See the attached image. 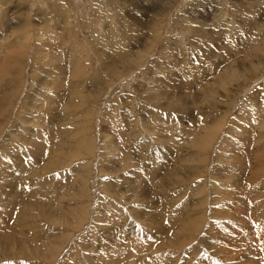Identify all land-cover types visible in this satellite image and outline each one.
Wrapping results in <instances>:
<instances>
[{"label":"rangeland","instance_id":"374dc122","mask_svg":"<svg viewBox=\"0 0 264 264\" xmlns=\"http://www.w3.org/2000/svg\"><path fill=\"white\" fill-rule=\"evenodd\" d=\"M260 115L264 0H0V264H264Z\"/></svg>","mask_w":264,"mask_h":264},{"label":"bare ground","instance_id":"6f19581e","mask_svg":"<svg viewBox=\"0 0 264 264\" xmlns=\"http://www.w3.org/2000/svg\"><path fill=\"white\" fill-rule=\"evenodd\" d=\"M22 3V2H21ZM170 4V3H169ZM134 5H136V3L135 4H133V6ZM163 6V5H162ZM162 6H160V7H158V8H156V9H154V8H152V10L153 11H155V13H153V16H152V18H150L149 20H148V22H147V24L149 25V27H153V28H156V26L158 25V24H160V22H162V18H163V16H164V14H165V12L167 11V9H168V4L166 5V6H164V7H162ZM152 7V6H151ZM153 7H155V6H153ZM219 8H220V6H219ZM18 9V8H17ZM211 9V8H210ZM131 18V15H129V19ZM22 20H23V18H22ZM17 23V22H16ZM25 25H26V23L24 24L23 23V25H22V23H19V28L21 29V30H23L24 28H25ZM22 26V27H21ZM42 26V25H41ZM16 27H18V24L17 25H15L14 27H12V28H14V29H16ZM75 50L73 49L72 51H71V53H73V55L75 56V57H77V58H79L80 59V61H83L84 59L82 58V56H77V55H75V52H74ZM23 53V51H21L20 52V54H22ZM72 55V54H71ZM83 59V60H82ZM18 60V59H17ZM20 60V59H19ZM17 62V61H16ZM78 62V61H77ZM79 64V63H78ZM82 72L83 73H86L87 72V68H82ZM243 74V73H242ZM16 75H18V73L16 72ZM222 79H224V77L222 78ZM70 89L72 90V92L73 93H75V90L77 89L76 87H70ZM77 92V91H76ZM80 93V92H79ZM77 94V95H80V94ZM72 95V94H71ZM68 96V95H67ZM83 100V99H82ZM71 106H76V105H78V103L76 102V99L75 98H71V99H68V101H67ZM226 104V103H225ZM225 111V110H224ZM220 113V116H222L223 114H225V113H223V112H219ZM153 116V115H152ZM155 116V115H154ZM260 119L258 120V124H261L262 122L264 123V116L262 115H260V117H259ZM263 118V119H262ZM85 131V130H84ZM193 131V130H192ZM204 131H206V129L205 130H202V131H200V132H196V134H197V139H203V140H205L206 141V143H208L209 141H210V136L206 133V132H204ZM199 134H200V136H199ZM161 135V134H160ZM158 137V136H157ZM194 137V136H193ZM196 137V136H195ZM258 138L260 139V140H263V135L262 134H259V136H258ZM195 139V138H194ZM32 141V140H31ZM258 141V140H257ZM184 146V145H183ZM186 146V145H185ZM184 146V147H185ZM262 154H263V152H262ZM262 154H259V156H262ZM14 168V167H13ZM36 174V173H35ZM257 176H259V175H255V177H257ZM256 180V179H255ZM201 186L198 188V191L196 192L197 194H201L200 192L203 190V188H201ZM262 189V188H261ZM29 190V189H28ZM263 190V189H262ZM253 192H255V197H259L260 196V194H259V192H257L256 193V191H253ZM233 195V194H232ZM201 196V195H200ZM261 197V196H260ZM256 198V199H257ZM201 202V201H200ZM200 202H198V203H200ZM254 205H256V204H254ZM253 207H255V206H253ZM256 207H257V209H259V206L258 205H256ZM20 210H19V212H18V215H16L17 217H16V219H18V217H21V215H23L24 213H23V211H22V209H24V206H20ZM195 208V207H194ZM194 208L193 209H186V208H184V211L183 212H185V213H188V215L187 216H185L184 215V219H182V220H180L179 221V226L177 227V228H175V229H173L172 231H171V238L169 239V240H166L165 242H164V246L165 247H169V246H175V245H180V247L181 246H184V244H186L187 243V239L190 241V238H191V235L194 233V232H197V230H198V228L200 227V225H201V222L204 220V215L202 214V215H199L200 214V212H193V213H190V212H192V210H194ZM261 209V208H260ZM262 210V209H261ZM190 213V214H189ZM203 213V212H202ZM259 213V212H258ZM123 215V214H122ZM194 216V217H193ZM252 216V215H251ZM118 217V216H117ZM22 218V217H21ZM24 218V217H23ZM60 218V217H59ZM121 218V217H120ZM120 218H118V220L120 219ZM257 218V217H256ZM255 218V219H256ZM13 219V218H12ZM122 219V218H121ZM259 219V218H258ZM242 220V219H241ZM22 221V220H21ZM142 221V220H141ZM23 222V221H22ZM114 222V221H113ZM123 222V221H122ZM20 225V224H19ZM18 224H17V221H16V227H18L19 226ZM23 226V225H22ZM25 226V225H24ZM23 226V227H24ZM16 227H14V229H16ZM26 227V226H25ZM173 227V226H172ZM17 230V229H16ZM15 230V231H16ZM264 231V230H263ZM142 233H144V231L142 232ZM163 233V232H162ZM170 233V232H169ZM188 235L190 236V238L188 237ZM167 236V235H166ZM191 240H192V238H191ZM148 241V240H147ZM189 243V242H188ZM206 243H208V242H206ZM150 243H148V245H149ZM23 246H24V244H23ZM125 247V246H124ZM179 247V246H178ZM164 248V247H163ZM159 249V248H158ZM162 249V248H161ZM24 250V249H23ZM142 250V249H141ZM126 251V250H125ZM162 251V250H161ZM197 251V250H196ZM160 252V251H159ZM158 252V253H159ZM139 255V254H138ZM142 255V254H141ZM156 258V257H155ZM107 259V258H106ZM241 259V258H240ZM105 260V259H104ZM156 260V259H155ZM159 260H160V258H159ZM184 260V259H183ZM109 261H110V259H109ZM111 262V261H110ZM171 262V261H170ZM112 263V262H111ZM166 263V262H165ZM235 263V262H234ZM166 264H169V263H166Z\"/></svg>","mask_w":264,"mask_h":264}]
</instances>
